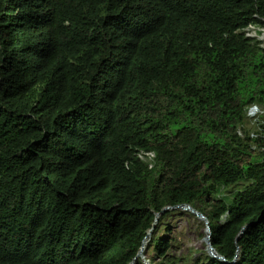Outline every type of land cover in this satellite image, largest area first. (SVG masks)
<instances>
[{"label":"trees","instance_id":"1","mask_svg":"<svg viewBox=\"0 0 264 264\" xmlns=\"http://www.w3.org/2000/svg\"><path fill=\"white\" fill-rule=\"evenodd\" d=\"M249 26L264 0H0V264H131L165 207L150 264H264ZM181 204L224 261L156 236Z\"/></svg>","mask_w":264,"mask_h":264},{"label":"rangeland","instance_id":"2","mask_svg":"<svg viewBox=\"0 0 264 264\" xmlns=\"http://www.w3.org/2000/svg\"><path fill=\"white\" fill-rule=\"evenodd\" d=\"M262 32V31H261ZM262 37V34H259ZM264 43V39L261 40ZM251 107V106H250ZM248 108L246 117V128L249 130L250 136L259 137L263 134L260 124V115L262 110L260 107ZM242 135V131H240ZM255 146L253 145V148ZM185 215H173L167 224H170L172 231L169 233L165 230V225H162L156 233V236H172L176 241L175 244L178 246L175 250L178 254L183 253L188 258H194L200 252L208 253L205 244V238L209 231H207L206 225L203 220L198 219L193 213L186 211ZM145 260L149 261L148 258L154 256L152 246L143 252ZM143 261V260H142ZM145 264V262H143Z\"/></svg>","mask_w":264,"mask_h":264},{"label":"water","instance_id":"3","mask_svg":"<svg viewBox=\"0 0 264 264\" xmlns=\"http://www.w3.org/2000/svg\"><path fill=\"white\" fill-rule=\"evenodd\" d=\"M172 207H165L161 210L160 213H162L163 211L167 210V209H170ZM175 208H180L184 211H189L191 213H193L198 219H201L204 221L205 225H206V228H207V231H209V222L208 220L206 219L205 215L203 213H201L200 211L196 210L195 208L191 207L190 205H187V204H181V205H177L175 206ZM160 213H156L155 214V218H154V221H153V224L151 226V228L148 230L146 236L143 238L142 240V244H141V247L139 248L134 260L136 258H141V260H143V262H145V264H150L149 261L145 260V257H144V254L142 253V249H143V243H144V240L146 239L147 236H149L151 234V232L154 230V227L158 221V216ZM205 244H206V248L209 252L210 255H212L213 257H216L218 259H221V260H225L224 257H222L221 255H218L215 251V249L213 248L212 244H211V241H210V233H208L207 237L205 238ZM134 260L131 264H134ZM227 262V261H225Z\"/></svg>","mask_w":264,"mask_h":264},{"label":"built area","instance_id":"4","mask_svg":"<svg viewBox=\"0 0 264 264\" xmlns=\"http://www.w3.org/2000/svg\"><path fill=\"white\" fill-rule=\"evenodd\" d=\"M257 30L262 31L261 32L262 37H259V35L257 34ZM244 31H245V33H246L247 36H250V37H258V39H260V40H263L264 39V28L258 29V28L254 27V26H249ZM251 107L255 108L256 106L255 105H252ZM139 157L141 159H144V160H147V161L151 162L150 160L153 158V153H151V152L142 153L141 152V153H139Z\"/></svg>","mask_w":264,"mask_h":264},{"label":"bare ground","instance_id":"5","mask_svg":"<svg viewBox=\"0 0 264 264\" xmlns=\"http://www.w3.org/2000/svg\"><path fill=\"white\" fill-rule=\"evenodd\" d=\"M149 238H150V235L146 237V239L144 240V243H143V249H142V253L145 251V248H146V245L149 241Z\"/></svg>","mask_w":264,"mask_h":264}]
</instances>
